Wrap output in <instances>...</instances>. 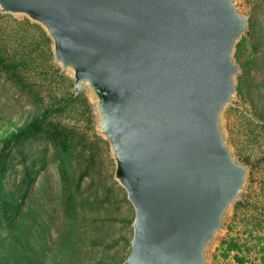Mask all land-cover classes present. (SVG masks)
<instances>
[{"label": "water", "instance_id": "1", "mask_svg": "<svg viewBox=\"0 0 264 264\" xmlns=\"http://www.w3.org/2000/svg\"><path fill=\"white\" fill-rule=\"evenodd\" d=\"M0 13L40 25L92 98L134 208L122 264H209L249 171L223 125L249 20L238 0H0Z\"/></svg>", "mask_w": 264, "mask_h": 264}, {"label": "trees", "instance_id": "2", "mask_svg": "<svg viewBox=\"0 0 264 264\" xmlns=\"http://www.w3.org/2000/svg\"><path fill=\"white\" fill-rule=\"evenodd\" d=\"M3 15L0 13V17ZM32 25L42 43L51 45L42 27ZM24 55L9 50L0 33V75L40 109L0 141V264H122L130 250L129 240H124L126 253L111 255V250L118 249L93 237L92 226L106 222L105 218L95 217V212L106 210L112 193L121 192L120 200L132 206L126 191L116 181L107 183L104 177L101 187H94V176L102 170L98 148L102 144L108 150V143L96 134L89 138L77 126L58 118L69 104L68 99L44 105L40 90L24 73L28 61ZM235 55L241 57L240 47ZM248 65L242 66L243 74L238 82V95L242 99L249 93L244 91ZM84 101H87L85 97ZM258 112L264 127V98L260 109L255 108V113ZM49 164L56 165L59 174L58 207L46 185L36 186L38 175ZM18 165L20 178L12 181L10 174ZM86 178L90 181L84 185ZM57 208L60 230L53 240ZM133 218L128 220V225ZM221 246L224 256L233 252L235 263L245 264V256L235 239L222 241ZM260 251L264 264V245Z\"/></svg>", "mask_w": 264, "mask_h": 264}, {"label": "rangeland", "instance_id": "3", "mask_svg": "<svg viewBox=\"0 0 264 264\" xmlns=\"http://www.w3.org/2000/svg\"><path fill=\"white\" fill-rule=\"evenodd\" d=\"M238 2L243 12L248 14L249 20L247 30L236 46V49L240 47L241 54L240 58L235 55V61L240 67L237 75V94L225 110L223 125L228 143L236 156L248 166L249 171L241 197L230 210L223 230L210 249L209 264H236L233 252L224 256L222 251V241L230 239H235L240 245L241 254L246 259L245 264H262L260 248L264 245V127L258 118L260 111L256 114L255 108L260 109L264 98V0ZM32 23L34 22L21 15L1 16L0 33L4 44L11 51L25 54L28 61L24 65V73L40 90L44 105L58 99H68L69 104L58 118L66 124L77 126L89 138L94 134L98 135L91 96L86 89L74 92L70 74L61 71L53 63L51 45L47 47L42 43L39 32ZM247 64L249 65L248 72L245 73L244 91L249 93L242 99L238 95V82L240 75L243 74V67ZM84 97L87 101H84ZM39 111L38 107L0 75V141ZM98 152L102 160V170L100 175L94 176V187L100 186L104 177L107 183L116 181L115 163L109 147L107 150L101 144ZM19 178L18 165L10 174V179L18 181ZM37 179L36 186L46 185L52 201L58 207L60 190L56 165L49 164ZM89 181L90 178H86L83 184L86 185ZM101 191L99 189V192ZM121 196V192L112 193L106 210L99 211V214L98 211L95 212V217L106 219L105 225L97 223V227L92 226L93 237L118 249L111 250L109 252L111 255L126 253L124 240L130 242L133 234L132 222L128 225V220L133 218L134 208L122 202ZM238 203L240 204L236 207ZM59 211L57 208L53 240L60 230ZM101 247L99 246V249Z\"/></svg>", "mask_w": 264, "mask_h": 264}]
</instances>
